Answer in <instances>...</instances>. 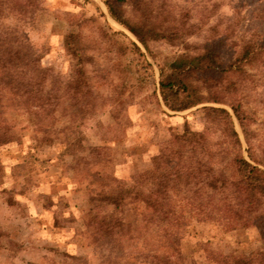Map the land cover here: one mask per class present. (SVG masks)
<instances>
[{
  "label": "rangeland",
  "instance_id": "1",
  "mask_svg": "<svg viewBox=\"0 0 264 264\" xmlns=\"http://www.w3.org/2000/svg\"><path fill=\"white\" fill-rule=\"evenodd\" d=\"M21 1L15 10L25 11L29 19L17 22L7 14L4 24L13 38L22 41L23 52L30 50L36 66L46 72L47 89L60 90L73 77L74 60L62 43L69 30L80 35L92 104L85 118L79 121L74 115L69 125V115L63 117L60 110L46 132H37L23 111H6L14 129L12 138L0 142V264H148L152 232L140 223L139 208L130 212V221H140L139 234L133 231L121 238L112 254L101 251L105 245L95 249L86 229L90 205L85 166L73 171L72 157L64 152L65 136L79 129L84 147L107 148L108 173L129 182L150 167L151 157L185 121L200 131L205 123L202 108H223L247 159V144L229 106L206 102L180 112L168 110L158 91L159 69L178 54L199 52L216 34L228 37L222 49L225 62L235 54L232 51L238 52L232 44L264 33V0L149 1L148 10L170 6L153 13L158 21L175 19L180 25L186 20L191 27L189 35L175 42L147 40V49L111 16L105 0ZM253 67L235 78L234 92L247 116L249 143L257 152V146L264 147V59ZM97 205L100 211L102 202ZM262 247L255 226L229 231L214 220H192L179 243L185 261L195 264H217L220 257L248 255Z\"/></svg>",
  "mask_w": 264,
  "mask_h": 264
},
{
  "label": "trees",
  "instance_id": "2",
  "mask_svg": "<svg viewBox=\"0 0 264 264\" xmlns=\"http://www.w3.org/2000/svg\"><path fill=\"white\" fill-rule=\"evenodd\" d=\"M149 1L152 0H105V4L111 16L145 49L147 40L175 42L189 35L188 21L180 22L181 28L175 19L166 24L158 21L153 13L170 6L162 4L148 10ZM21 4V0H0V142L13 137L14 126L5 116L8 109L28 114L38 132L46 127L52 129L49 120L53 121L60 110L63 117L69 115L71 119L67 125L74 122V115L81 121L90 113L92 104L80 35L69 30L63 37V49L74 60L73 77L60 90L47 89L46 72L36 66L29 49L23 52L22 41L13 38L4 24L7 14L17 22L27 18L25 11L15 10ZM126 8L131 16L126 14ZM225 41L227 35L216 34V38L205 40L199 52L176 55L159 69L158 91L164 106L173 112L206 102L229 106L247 144V159L242 155L232 118L223 108L203 107L205 123L200 131L192 130L185 121L182 129L172 132L151 157L150 167L129 182L108 173L107 148L84 147L79 129L69 132L71 136L66 134L64 152L72 157L73 171L78 173L85 166L90 205L86 229L95 249L105 245L107 249L101 251L112 254L114 244L121 238L133 231L141 232V221L152 232L146 263L195 264L186 262L180 253L183 233L192 220H214L229 231L255 226L263 241L259 251L223 256L217 264H264V147L257 146L256 152L249 143L247 116L236 98L235 80L264 59V33L249 34L232 44L231 48L238 52L232 51L235 54L224 62ZM100 202L102 209L97 211ZM138 208L142 219L130 221L131 210Z\"/></svg>",
  "mask_w": 264,
  "mask_h": 264
}]
</instances>
